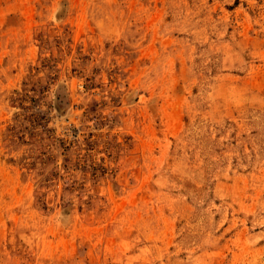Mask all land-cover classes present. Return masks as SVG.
Returning a JSON list of instances; mask_svg holds the SVG:
<instances>
[{
	"label": "rangeland",
	"instance_id": "obj_1",
	"mask_svg": "<svg viewBox=\"0 0 264 264\" xmlns=\"http://www.w3.org/2000/svg\"><path fill=\"white\" fill-rule=\"evenodd\" d=\"M0 264H264V0H0Z\"/></svg>",
	"mask_w": 264,
	"mask_h": 264
}]
</instances>
